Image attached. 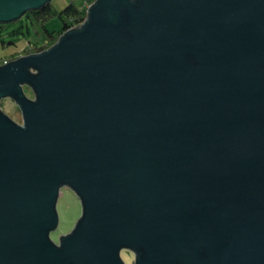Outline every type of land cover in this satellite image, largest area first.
<instances>
[{
    "label": "water",
    "instance_id": "95a60500",
    "mask_svg": "<svg viewBox=\"0 0 264 264\" xmlns=\"http://www.w3.org/2000/svg\"><path fill=\"white\" fill-rule=\"evenodd\" d=\"M3 97L0 264H264V0H95L0 65ZM62 186L82 215L55 243Z\"/></svg>",
    "mask_w": 264,
    "mask_h": 264
},
{
    "label": "rangeland",
    "instance_id": "374dc122",
    "mask_svg": "<svg viewBox=\"0 0 264 264\" xmlns=\"http://www.w3.org/2000/svg\"><path fill=\"white\" fill-rule=\"evenodd\" d=\"M70 1L77 5L82 3V0H50V4L54 9L60 10ZM29 15L25 13L15 21L2 24L3 26L0 24V63L2 60L11 61L18 54L25 55L24 50L28 42H43L46 39L41 23ZM44 26L48 31L55 33L60 29L61 21L58 17L52 16L44 21ZM23 92L30 99L34 97L27 87H24ZM0 110L13 121L21 123L20 109L12 98H0ZM56 211L58 223L49 232V238L55 243L74 229L82 215V204L77 194L70 188L62 186L56 200ZM119 255L124 264H134L135 254L132 250L123 248Z\"/></svg>",
    "mask_w": 264,
    "mask_h": 264
},
{
    "label": "trees",
    "instance_id": "16d2710c",
    "mask_svg": "<svg viewBox=\"0 0 264 264\" xmlns=\"http://www.w3.org/2000/svg\"><path fill=\"white\" fill-rule=\"evenodd\" d=\"M94 1L95 0H82V3L79 5L75 4L74 1H70L60 10L54 9L50 3H47L42 8L34 9L30 12H27V14H30L38 22L41 23L42 27L45 30L46 39L43 42H28V45L24 50L26 51L24 54L27 55L31 53H37L50 47L66 30L79 26L86 18L87 9L85 8V5L91 4ZM52 16L58 17V19L61 21V27L55 33L48 31L44 26V21ZM0 24L1 26H3L2 24L4 23ZM17 56L19 57V54ZM17 56H15L14 59Z\"/></svg>",
    "mask_w": 264,
    "mask_h": 264
},
{
    "label": "built area",
    "instance_id": "2783aa9c",
    "mask_svg": "<svg viewBox=\"0 0 264 264\" xmlns=\"http://www.w3.org/2000/svg\"><path fill=\"white\" fill-rule=\"evenodd\" d=\"M89 5H90V4H86V5H85V8L87 9ZM7 62H8V60H2V62L0 63V65H3V64H5V63H7Z\"/></svg>",
    "mask_w": 264,
    "mask_h": 264
}]
</instances>
